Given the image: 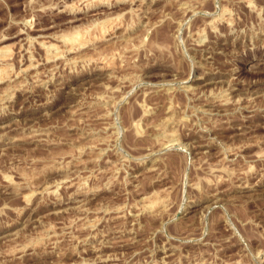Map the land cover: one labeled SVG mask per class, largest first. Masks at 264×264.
I'll use <instances>...</instances> for the list:
<instances>
[{"label": "rangeland", "instance_id": "rangeland-1", "mask_svg": "<svg viewBox=\"0 0 264 264\" xmlns=\"http://www.w3.org/2000/svg\"><path fill=\"white\" fill-rule=\"evenodd\" d=\"M0 264H264V0H0Z\"/></svg>", "mask_w": 264, "mask_h": 264}]
</instances>
